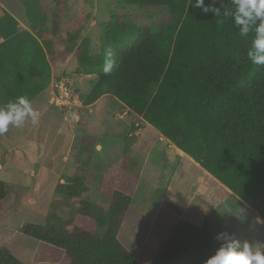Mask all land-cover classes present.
Wrapping results in <instances>:
<instances>
[{
    "label": "trees",
    "instance_id": "obj_1",
    "mask_svg": "<svg viewBox=\"0 0 264 264\" xmlns=\"http://www.w3.org/2000/svg\"><path fill=\"white\" fill-rule=\"evenodd\" d=\"M61 3L62 0H54ZM126 4L166 6L157 30L126 18L103 24L97 55L87 40L53 49L38 3L25 0L28 29L0 6V107L19 96L29 100L49 84L47 59L76 53L77 71L97 75L87 104L109 94L186 153L248 204L264 222V65L247 58L252 34L239 35L233 0H204L220 16L192 6L195 0H123ZM228 14L225 15L224 13ZM112 70L105 74V55ZM112 161L101 176L104 211L85 201L81 177L63 174L58 193L78 200L77 213L26 223L23 236L45 244L29 264H205L225 241L213 239L206 222L183 218L163 201L137 254L117 238L136 186L134 176ZM13 187L0 180V205ZM2 211L0 209V216ZM103 228L99 233L98 229ZM0 264H26L0 246Z\"/></svg>",
    "mask_w": 264,
    "mask_h": 264
},
{
    "label": "rangeland",
    "instance_id": "obj_2",
    "mask_svg": "<svg viewBox=\"0 0 264 264\" xmlns=\"http://www.w3.org/2000/svg\"><path fill=\"white\" fill-rule=\"evenodd\" d=\"M24 1L0 0V6L18 21L22 30H27ZM38 7L46 25L45 37L53 41L58 36L64 39L60 44L54 41L56 52L75 39L78 42L83 39L87 40L92 56L100 50L103 24L111 17L126 18L155 31L168 15L166 6L126 4L123 0H62L59 4L45 0L38 3ZM47 63L49 84L30 100L38 114L37 123L33 124L31 118H27L23 126L9 125L8 132L0 135V180L13 187L0 205V246L6 247L26 264L34 261L36 253L43 252V242L23 236L19 229L30 222L42 224L53 215L63 220L77 213L79 201L57 191L59 177L63 174L81 177L88 186L83 193L85 201L98 204L107 211L110 200L101 194L100 180L105 166L115 160L121 161L119 164L125 173L136 179L117 238L125 248L137 254L166 184L149 167L140 171V156L131 146L140 137L135 134L136 127L157 130L109 94H104L107 97L93 106L87 104L85 101L97 75L77 71L75 49L63 58L49 57ZM59 79L67 80L70 88V99L64 104H57L52 98L56 91L54 84ZM145 134L143 132L141 136ZM145 144L138 150L151 155L154 152L152 145L146 148ZM181 161L183 167L174 177L176 182L185 186L194 175L193 170L191 176L188 175V170L195 168L191 166L186 170L185 161ZM175 191L171 188L172 195L179 193L177 188ZM196 197L200 199L202 196L197 194ZM102 230L99 228L98 232Z\"/></svg>",
    "mask_w": 264,
    "mask_h": 264
},
{
    "label": "crops",
    "instance_id": "obj_3",
    "mask_svg": "<svg viewBox=\"0 0 264 264\" xmlns=\"http://www.w3.org/2000/svg\"><path fill=\"white\" fill-rule=\"evenodd\" d=\"M104 97L107 95L100 96L90 103V106ZM121 104L123 103L121 102ZM116 120L120 121L119 119ZM134 130H136L135 134L140 137L131 148H136L138 156H140V171L149 167V170H152L166 184V186L164 184L166 188L163 194L158 198L160 199L159 203L167 201L174 205L177 211L179 210L178 212L192 223L206 222L213 239L216 241L228 242L235 239L241 242L248 241L252 244H264V222L248 204L240 200L171 141L162 135L159 137L160 133H156L157 131H154L152 127H136ZM143 132L147 134L141 136ZM156 138L158 140H154ZM144 144L146 148L152 145L154 152L151 155L138 150ZM181 160L185 161L184 168L186 170L191 166L195 168V170H188V175L191 176V170L194 171V175L190 177V181L185 186L176 182L174 177V174L183 167ZM182 176L183 174H181ZM171 188L174 192L177 188L179 193L172 195ZM197 194H201L202 197L197 199Z\"/></svg>",
    "mask_w": 264,
    "mask_h": 264
},
{
    "label": "clouds",
    "instance_id": "obj_4",
    "mask_svg": "<svg viewBox=\"0 0 264 264\" xmlns=\"http://www.w3.org/2000/svg\"><path fill=\"white\" fill-rule=\"evenodd\" d=\"M233 3L235 5L233 23L239 28V35L248 37L252 34L247 58L253 64L264 65V0H233ZM192 6L201 9L203 13L211 11L216 16L221 14L220 9L205 6L204 0H195ZM112 63V53L109 51L105 55L103 68L105 74L111 72ZM27 118H31L33 124L38 121L37 112L33 110L30 100L25 96H19L0 107V135L8 132L9 125L23 126ZM205 264H264V244L232 239L217 248Z\"/></svg>",
    "mask_w": 264,
    "mask_h": 264
},
{
    "label": "built area",
    "instance_id": "obj_5",
    "mask_svg": "<svg viewBox=\"0 0 264 264\" xmlns=\"http://www.w3.org/2000/svg\"><path fill=\"white\" fill-rule=\"evenodd\" d=\"M55 92L53 93L52 98L59 103H67V100L70 99V88L67 80L60 79L54 84Z\"/></svg>",
    "mask_w": 264,
    "mask_h": 264
}]
</instances>
